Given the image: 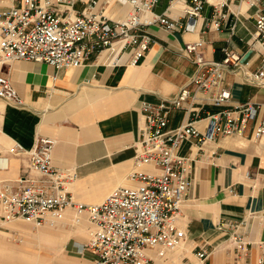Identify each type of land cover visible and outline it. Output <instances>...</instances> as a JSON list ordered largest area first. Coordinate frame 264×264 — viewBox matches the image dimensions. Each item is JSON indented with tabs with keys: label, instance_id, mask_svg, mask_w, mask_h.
Returning a JSON list of instances; mask_svg holds the SVG:
<instances>
[{
	"label": "crops",
	"instance_id": "0c3cea01",
	"mask_svg": "<svg viewBox=\"0 0 264 264\" xmlns=\"http://www.w3.org/2000/svg\"><path fill=\"white\" fill-rule=\"evenodd\" d=\"M67 1L72 2L74 13L89 3ZM167 3L161 0L155 12H163ZM237 4V0H229L219 30L209 24V6L192 32L150 27L151 47L136 67L103 66L96 54L80 68L57 73L49 65L26 61L0 66V75L8 78L24 103L15 107L0 100V190L28 173L27 154L12 156L7 151L18 144L27 152L41 137L55 141L54 167L76 175L71 192L75 202L99 204L118 186H129L126 178L133 168L134 146L143 125L142 104L173 99L195 73V65L183 52L186 44L203 41L202 52L209 62H220L222 49L228 47L240 54L243 69L258 70L264 46L252 44L254 12ZM14 5L13 0H0V13ZM93 12L119 21L129 8L116 0H97ZM178 15L179 11H171V17L178 19ZM178 22L183 28L187 21ZM241 76L242 71L224 75V85L231 93L227 108L251 103L259 108L257 119L250 122L242 138H220L202 152L191 142L181 144L178 154L189 157L191 166L190 185L177 223L182 245L162 258L148 250L147 264H198L196 254L202 246L208 252L203 264H229L233 252L230 232L217 230L223 220L245 224L241 231L252 244L250 262L255 264L258 244L264 245V137L254 141L251 136L255 124L264 120V82L259 86L245 83ZM192 107L198 109L194 127L199 131H204L208 115L222 110ZM187 120L183 110L174 111L168 129ZM71 213L67 211L62 222L36 229V234L29 225L7 224V231L0 233V261L62 264L60 253L65 244L84 232L83 224ZM67 225L72 227L69 231ZM87 258L90 262V255Z\"/></svg>",
	"mask_w": 264,
	"mask_h": 264
},
{
	"label": "built area",
	"instance_id": "2783aa9c",
	"mask_svg": "<svg viewBox=\"0 0 264 264\" xmlns=\"http://www.w3.org/2000/svg\"><path fill=\"white\" fill-rule=\"evenodd\" d=\"M15 5L0 13V66L14 61L46 64L57 72L84 66L92 54L102 65L112 68L139 66L149 51L150 27L167 32H192L205 7L212 9L210 26L222 27L229 0H168L166 9L156 13L161 0H116L129 8L126 17L114 21L95 13L97 0L74 13L67 0H13ZM253 10V45L264 46V0H237ZM171 11H179L178 19ZM187 22L182 28L178 22ZM233 29V28H232ZM203 41L186 44L184 55L196 67L187 86L173 99L160 104L144 103L140 108L143 125L134 146L133 168L127 176L129 186H118L101 203L75 202L69 189L76 175L54 167L55 141L37 138L29 151L18 144L7 153L27 154L28 173L0 190V230L10 223L22 222L33 229L55 225L66 212L85 215L91 225L89 238L80 253L90 255L91 264H147L146 252L155 250L162 258L182 245L177 223L190 185V158L178 154L181 144L191 142L199 151L220 138H242L250 122L257 119L259 108L251 103L227 108L231 93L224 75L242 71V80L253 85L264 82V55L256 72L241 66V56L226 47L220 62L205 59ZM0 100L15 107L23 101L8 78L0 75ZM222 109L208 115L204 131L194 127L198 109L192 105ZM184 111L187 122L168 129L170 114ZM252 139L264 137V120L252 129ZM245 224L223 220L217 230H228L232 247L229 264H251L252 244L241 231ZM255 264H264V245L258 244ZM208 257L204 246L196 254L198 264Z\"/></svg>",
	"mask_w": 264,
	"mask_h": 264
},
{
	"label": "rangeland",
	"instance_id": "374dc122",
	"mask_svg": "<svg viewBox=\"0 0 264 264\" xmlns=\"http://www.w3.org/2000/svg\"><path fill=\"white\" fill-rule=\"evenodd\" d=\"M71 213V211H70ZM71 217L78 223L80 222L84 226V232L75 239H70L65 246L63 247V250H61L60 257H61V263L62 264H91L88 261L87 255L84 253H80L79 247L85 244L89 238V231L91 229V225L88 222L85 215H75L74 213ZM21 226H24L26 224L22 222H18ZM70 223V222H69ZM74 223V221H73ZM71 223V225H74ZM28 227V226H27ZM66 231H69L72 227L70 225L65 226ZM29 229L32 231L33 234H36V230L31 228L29 226ZM2 231L7 230H0V233ZM0 264H4L2 261H0Z\"/></svg>",
	"mask_w": 264,
	"mask_h": 264
},
{
	"label": "bare ground",
	"instance_id": "6f19581e",
	"mask_svg": "<svg viewBox=\"0 0 264 264\" xmlns=\"http://www.w3.org/2000/svg\"><path fill=\"white\" fill-rule=\"evenodd\" d=\"M212 1H213V0H212ZM72 188H73V186L69 189L70 192H72Z\"/></svg>",
	"mask_w": 264,
	"mask_h": 264
}]
</instances>
